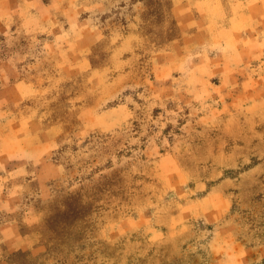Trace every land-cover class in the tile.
I'll return each mask as SVG.
<instances>
[{"label":"rangeland","instance_id":"1","mask_svg":"<svg viewBox=\"0 0 264 264\" xmlns=\"http://www.w3.org/2000/svg\"><path fill=\"white\" fill-rule=\"evenodd\" d=\"M85 2L0 0V264H264V0Z\"/></svg>","mask_w":264,"mask_h":264},{"label":"crops","instance_id":"2","mask_svg":"<svg viewBox=\"0 0 264 264\" xmlns=\"http://www.w3.org/2000/svg\"><path fill=\"white\" fill-rule=\"evenodd\" d=\"M70 1H71V4L70 5H72L73 7L79 6L82 9V11H84V14H85V10H88V8H89V7H85L88 4V3L85 2L86 0H70ZM46 4H48V3H46ZM46 4L43 5V7L41 8V10H37V11H43L44 17H47V14H48V12L47 13L44 12L45 11V7H46ZM70 13H71V11H68L67 14H70ZM67 14L64 13L63 14L64 17H66V16L69 17L70 16V15H67ZM27 15H28V17L38 16L36 12L31 13V9H30V12ZM80 20L77 21V24L79 26H82L83 23L84 24L89 23L85 18L80 19ZM46 23L49 24L48 22H46ZM70 24H71V26H68V32H70L71 30H73V27L75 26L74 25V22H72V23L70 22ZM42 29L44 30L45 28H42ZM90 31H91V28H90V30L86 29L87 35L85 33V35L83 36L84 39H87V40H85L86 42H84V46L90 45V43H91L90 40H89V37H90V34H91ZM92 32L94 34H97V32H96L95 29H92Z\"/></svg>","mask_w":264,"mask_h":264}]
</instances>
